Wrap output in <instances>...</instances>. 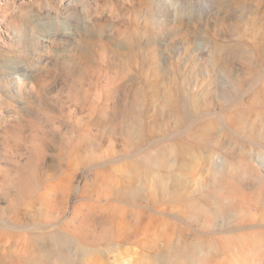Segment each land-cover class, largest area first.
Segmentation results:
<instances>
[{
    "label": "rangeland",
    "instance_id": "obj_1",
    "mask_svg": "<svg viewBox=\"0 0 264 264\" xmlns=\"http://www.w3.org/2000/svg\"><path fill=\"white\" fill-rule=\"evenodd\" d=\"M0 264H264V0H0Z\"/></svg>",
    "mask_w": 264,
    "mask_h": 264
}]
</instances>
